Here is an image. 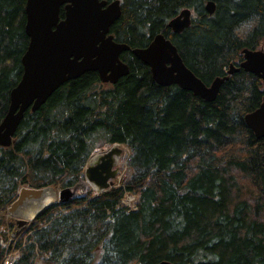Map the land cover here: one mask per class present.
<instances>
[{"label":"trees","instance_id":"obj_1","mask_svg":"<svg viewBox=\"0 0 264 264\" xmlns=\"http://www.w3.org/2000/svg\"><path fill=\"white\" fill-rule=\"evenodd\" d=\"M25 2L0 0V122L23 71ZM185 8L190 25L174 33L167 23ZM110 32L130 48L163 33L209 84L240 65L244 48L264 50V0H121ZM120 57L129 72L115 84L96 71L67 81L0 146V263L19 249L15 264H264V137L244 121L262 102V80L239 68L206 101L157 84L130 50ZM113 143L128 149L119 185L52 202L10 240L7 208L21 186H73ZM125 192L136 209L121 204Z\"/></svg>","mask_w":264,"mask_h":264},{"label":"water","instance_id":"obj_2","mask_svg":"<svg viewBox=\"0 0 264 264\" xmlns=\"http://www.w3.org/2000/svg\"><path fill=\"white\" fill-rule=\"evenodd\" d=\"M61 8L64 10L62 18L59 16ZM205 10L212 14L215 4L207 1ZM24 12L29 43L21 58V77L10 90L8 110L0 122V146L11 144L25 111L39 109L67 81L87 71H96L101 82L111 84L127 75L129 66L120 57L124 51L130 50L146 64L157 84H176L206 101H213L228 75L239 68L258 76L264 84L263 49L244 48L243 61L238 67L231 64L227 75L217 76L205 84L183 63L176 46L163 33L156 34L144 47L130 48L126 43L115 41L110 27L121 14L120 0H26ZM190 22L191 10L185 8L169 20L167 27L180 33ZM244 121L257 139L264 137V96L256 109L245 114ZM121 152L122 149L113 144L95 155L84 171V179L73 186L62 187L57 194L50 186L21 187L7 209L14 217L15 232L28 223L29 219L23 218V214L29 208L40 211L51 198L67 203L80 196L74 189L81 187V194L85 193L84 181L96 192L110 188L118 172L116 163ZM154 264L171 262L161 260Z\"/></svg>","mask_w":264,"mask_h":264},{"label":"rangeland","instance_id":"obj_3","mask_svg":"<svg viewBox=\"0 0 264 264\" xmlns=\"http://www.w3.org/2000/svg\"><path fill=\"white\" fill-rule=\"evenodd\" d=\"M108 148V146L107 147H105V149H102V150H99V151H97V153H100V152H102V151H104V150H106ZM96 153V152H95ZM95 153L94 154H92L91 156H90V158L88 159V161H87V164H89L90 162H91V160H92V157L95 155ZM126 157H127V151H126V149H125V147H123L122 146V153H121V155H120V157L118 158V161H117V163H116V166H118V168H119V172L117 173L118 175H117V179L116 180H118L120 177H121V175L122 174H124L125 172L127 173V171H126ZM124 172V173H123ZM125 173V174H126ZM124 174V175H125ZM82 185L83 186H88L89 184L88 183H86L85 181H84V183H82ZM91 186V185H90ZM51 187V190L52 191H54L56 194H57V192H58V187H52V186H50ZM92 187V186H91ZM81 190V187H78V188H76V189H74V192L75 193H79V191ZM57 198H51V200L50 201H54V200H56ZM49 202V201H48ZM23 218H25V217H27L28 216V212H25L24 214H23ZM29 217V216H28ZM29 218H31V217H29ZM8 220L9 221H11L12 220V217L11 216H9L8 215ZM8 237H9V235H8ZM4 245V248H5V245H6V242L3 244Z\"/></svg>","mask_w":264,"mask_h":264},{"label":"built area","instance_id":"obj_4","mask_svg":"<svg viewBox=\"0 0 264 264\" xmlns=\"http://www.w3.org/2000/svg\"><path fill=\"white\" fill-rule=\"evenodd\" d=\"M132 201H133V198L131 196H127L125 199H124V203L125 205H129V207L132 206ZM18 257V254L16 251H11V252H8L5 254L4 258H3V264H14L15 260L17 259Z\"/></svg>","mask_w":264,"mask_h":264},{"label":"bare ground","instance_id":"obj_5","mask_svg":"<svg viewBox=\"0 0 264 264\" xmlns=\"http://www.w3.org/2000/svg\"><path fill=\"white\" fill-rule=\"evenodd\" d=\"M183 10V9H182ZM181 11V10H180ZM179 11V12H180ZM213 14V13H212ZM209 15H211V14H209ZM191 18H192V11H191ZM96 156H93L92 157V160L95 158ZM38 210H37V208H34V207H31V208H29V211H28V216L29 217H32L36 212H37ZM14 224V227L12 228V232H10L9 234H10V236L12 237V238H16V234L18 233V231L20 230V229H22V228H20V229H18V231L17 232H15V227H16V225H15V223H13ZM22 241H25V238L24 239H22ZM0 264H3V261H1V263Z\"/></svg>","mask_w":264,"mask_h":264}]
</instances>
